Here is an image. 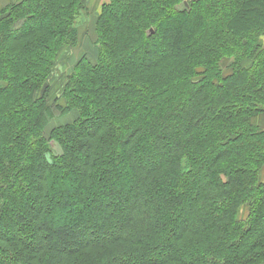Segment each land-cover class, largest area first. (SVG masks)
<instances>
[{"label": "trees", "instance_id": "16d2710c", "mask_svg": "<svg viewBox=\"0 0 264 264\" xmlns=\"http://www.w3.org/2000/svg\"><path fill=\"white\" fill-rule=\"evenodd\" d=\"M110 1L65 107L84 0L0 5V264H264V0Z\"/></svg>", "mask_w": 264, "mask_h": 264}, {"label": "rangeland", "instance_id": "374dc122", "mask_svg": "<svg viewBox=\"0 0 264 264\" xmlns=\"http://www.w3.org/2000/svg\"><path fill=\"white\" fill-rule=\"evenodd\" d=\"M11 0H0V5H4ZM85 8L81 14L77 16L75 26L79 31V42L76 47L65 48L57 60L55 69L50 79L41 89L40 94L49 92L48 102L61 104L65 107V97L63 96L64 88L67 84L69 76L75 71L76 64L82 59L87 58L95 63L98 57V40H97V21L104 3H111L110 0H84ZM184 6L189 5V1H185ZM183 9V6H180ZM152 29V28H151ZM227 63V62H226ZM226 65V64H224ZM201 70V69H199ZM63 96V97H62ZM264 116V115H263ZM77 117V113L66 114L62 117L50 118L46 128V136H49L54 128L73 121ZM262 128V127H261ZM264 129V128H262ZM248 214L247 206H243L239 211L240 218H245Z\"/></svg>", "mask_w": 264, "mask_h": 264}, {"label": "crops", "instance_id": "0c3cea01", "mask_svg": "<svg viewBox=\"0 0 264 264\" xmlns=\"http://www.w3.org/2000/svg\"><path fill=\"white\" fill-rule=\"evenodd\" d=\"M260 127L264 128V116L260 118Z\"/></svg>", "mask_w": 264, "mask_h": 264}]
</instances>
